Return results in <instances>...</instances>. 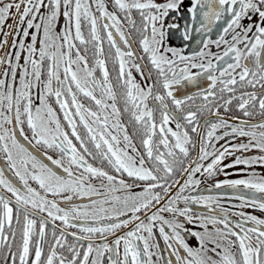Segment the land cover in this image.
I'll list each match as a JSON object with an SVG mask.
<instances>
[{"label": "snow or ice", "instance_id": "6c2138e0", "mask_svg": "<svg viewBox=\"0 0 264 264\" xmlns=\"http://www.w3.org/2000/svg\"><path fill=\"white\" fill-rule=\"evenodd\" d=\"M0 51L4 264H264L186 194L243 165L213 187L264 213V0H0Z\"/></svg>", "mask_w": 264, "mask_h": 264}, {"label": "flooded vegetation", "instance_id": "af4514ba", "mask_svg": "<svg viewBox=\"0 0 264 264\" xmlns=\"http://www.w3.org/2000/svg\"><path fill=\"white\" fill-rule=\"evenodd\" d=\"M9 24L12 23L11 20L8 21ZM5 31H7V28H5ZM173 43L175 44H179L180 41L179 40H174ZM2 51H0V55H2ZM0 78H3V70L0 69ZM9 79H11V77H9ZM53 107L55 108V110L57 111L58 115L61 117L62 119V113L59 112V107L58 105L53 104ZM259 119V118H257ZM10 127V126H7ZM19 130H17L18 133ZM25 131L27 132V129H25ZM193 137L195 138V134H193ZM20 139V141L22 143L25 144V146L30 147L31 146L27 144V141H25L23 139V137H18ZM238 142V141H236ZM220 143H223V141H221ZM51 154V153H50ZM196 155L195 151L192 152V156L194 157ZM237 155H240V153H237ZM245 155H258V153L256 152H250V153H246ZM224 163H231V158L226 159L224 161ZM0 167H4V161L0 160ZM241 168H244L243 165L238 166L236 168H228L226 169V171L228 173H230V175L225 176L223 173L217 175L216 177H214L211 180L208 181H203L202 179V183L199 185L198 189L196 191L190 192V193H186V194H191V195H204V196H217L219 197V202L221 205H223L224 207H228L230 209V211H244L246 213H251L256 215L258 218H264V213H261L258 209L257 210H253L251 208H239L236 207L237 205L240 204V201L236 200L234 198L235 192L233 189L227 188V187H222L220 189H216L213 187V185L216 183V181H223L225 179H241V178H245V176L243 174L237 175L236 173H238L240 171ZM253 169H246V172H250ZM257 173H259L260 175H264V168L261 167H255L254 169ZM5 171L7 172V169L5 168ZM197 176L199 177V174H197ZM176 179H181L180 176H177ZM211 188L212 190L209 191L208 189ZM243 190V189H242ZM175 191V190H174ZM246 194H247V190H243ZM51 198V197H49ZM79 202V201H78ZM86 202V201H85ZM183 206V205H181ZM193 208V212L196 214H201V213H206L207 209H205L204 207H202L201 205H192ZM167 216V214H165ZM233 220L238 219V217H232ZM59 223V222H57ZM187 227H192L191 225H186ZM50 231L51 229H49V235H50ZM67 231H74V229H68ZM71 239V238H69ZM160 243V247L163 250L164 249V243L163 240H159ZM191 243H195V241H191ZM165 257H167V252H164ZM0 264H4V260L3 257H0ZM10 264V262H9Z\"/></svg>", "mask_w": 264, "mask_h": 264}]
</instances>
